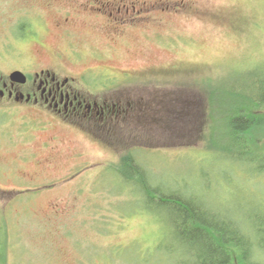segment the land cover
Wrapping results in <instances>:
<instances>
[{"label": "rangeland", "instance_id": "obj_1", "mask_svg": "<svg viewBox=\"0 0 264 264\" xmlns=\"http://www.w3.org/2000/svg\"><path fill=\"white\" fill-rule=\"evenodd\" d=\"M69 1L68 34L57 27L61 3L13 1L26 6V36L8 6L0 51H22L33 66H54L59 54L56 70L82 90L109 84L158 107L135 110L108 146L46 112L0 109V264H191L159 206L118 172L131 153L160 189L242 225L249 264H264V130L243 154L223 120L227 91L264 77V0H175L186 9L119 35L113 19ZM17 61L0 58V68Z\"/></svg>", "mask_w": 264, "mask_h": 264}, {"label": "flooded vegetation", "instance_id": "obj_2", "mask_svg": "<svg viewBox=\"0 0 264 264\" xmlns=\"http://www.w3.org/2000/svg\"><path fill=\"white\" fill-rule=\"evenodd\" d=\"M13 1L21 0H0V13H5L9 6L12 15L18 14L19 18L24 21L14 22L12 17L11 27L22 29V36H26V6L16 7ZM76 1L81 4L78 8L81 9L82 7L87 12L91 13L92 11L97 16H102L106 25V15L110 20L113 19L118 23L114 26L117 35L122 34L128 27L138 24L160 25L163 21H159L160 18L157 16L159 12H180L186 9L184 2H174L175 0ZM48 2L61 3L58 9H64V11L57 27L61 28L64 34H68L71 30L70 25L73 14L69 4L71 1L48 0ZM63 3H67V5L63 6ZM34 16L33 20L40 21ZM32 32L37 34L35 29ZM4 50L7 52L0 51L1 61L12 63L18 60V64L8 67L6 70L0 68V109L2 110L8 109V106H17L26 107L38 113L46 112L50 116V123L62 122L107 145L110 144L111 138L122 135V131L127 126V120L135 115V110L145 109V115H147L151 114V110L154 112L158 107V104L152 101L153 99H143L145 97L140 94L113 92L107 88L109 84L108 86L104 84L100 88L93 87L92 92L82 90L79 85L81 81L78 82L75 77L66 73L64 69L62 71L56 70L59 66L57 64L59 54L54 58L56 64L54 66H33L31 61L26 62V55L22 51L13 52V49L9 48ZM60 56L62 57L61 53ZM15 71L22 74L13 76L12 74ZM136 97L138 100H136ZM161 109L164 110L163 107H160V112ZM22 131L25 136L26 127Z\"/></svg>", "mask_w": 264, "mask_h": 264}, {"label": "trees", "instance_id": "obj_3", "mask_svg": "<svg viewBox=\"0 0 264 264\" xmlns=\"http://www.w3.org/2000/svg\"><path fill=\"white\" fill-rule=\"evenodd\" d=\"M227 93L223 98L228 101L223 120L229 127L228 137L237 150L245 154L256 129L264 130V77L254 72L247 83ZM118 172L126 182L134 184L144 198L151 200L152 206H159L182 254L192 257L191 264H249L252 243L242 225L222 214L212 213L202 202L184 194L160 189L151 182L132 153L121 159Z\"/></svg>", "mask_w": 264, "mask_h": 264}, {"label": "water", "instance_id": "obj_4", "mask_svg": "<svg viewBox=\"0 0 264 264\" xmlns=\"http://www.w3.org/2000/svg\"><path fill=\"white\" fill-rule=\"evenodd\" d=\"M20 74H22V73L19 72V71H15L12 75H13V76H17V75H20Z\"/></svg>", "mask_w": 264, "mask_h": 264}]
</instances>
